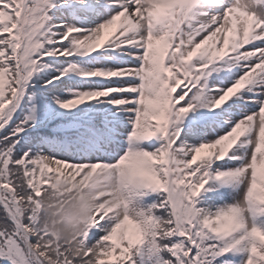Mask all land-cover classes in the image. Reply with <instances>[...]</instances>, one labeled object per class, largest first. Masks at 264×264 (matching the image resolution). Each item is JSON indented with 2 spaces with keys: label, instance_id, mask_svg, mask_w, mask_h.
Returning <instances> with one entry per match:
<instances>
[{
  "label": "snow or ice",
  "instance_id": "1",
  "mask_svg": "<svg viewBox=\"0 0 264 264\" xmlns=\"http://www.w3.org/2000/svg\"><path fill=\"white\" fill-rule=\"evenodd\" d=\"M0 264H264V0H0Z\"/></svg>",
  "mask_w": 264,
  "mask_h": 264
}]
</instances>
